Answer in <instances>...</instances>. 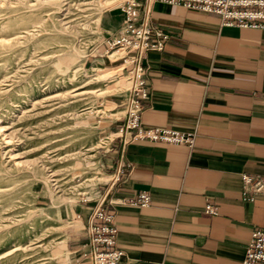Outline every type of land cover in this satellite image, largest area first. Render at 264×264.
<instances>
[{"label": "crops", "instance_id": "obj_1", "mask_svg": "<svg viewBox=\"0 0 264 264\" xmlns=\"http://www.w3.org/2000/svg\"><path fill=\"white\" fill-rule=\"evenodd\" d=\"M123 21L120 9L102 12V48L121 36ZM150 22L169 40L143 59L141 127L194 133L195 140L191 147L149 140L122 147L124 115L109 122L115 137L102 168L109 174L120 160L130 165L106 203L121 264H241L252 232L264 231V197L244 201L241 181L264 174V30L225 27L216 16L159 2ZM142 192L147 207L122 204ZM92 206L56 212L82 226L68 238L73 264L87 252Z\"/></svg>", "mask_w": 264, "mask_h": 264}, {"label": "rangeland", "instance_id": "obj_2", "mask_svg": "<svg viewBox=\"0 0 264 264\" xmlns=\"http://www.w3.org/2000/svg\"><path fill=\"white\" fill-rule=\"evenodd\" d=\"M125 0H0V264H73L75 219L99 195L128 75L99 42ZM121 102V103H120Z\"/></svg>", "mask_w": 264, "mask_h": 264}, {"label": "built area", "instance_id": "obj_3", "mask_svg": "<svg viewBox=\"0 0 264 264\" xmlns=\"http://www.w3.org/2000/svg\"><path fill=\"white\" fill-rule=\"evenodd\" d=\"M157 2L216 16L225 27L264 30V0H125L118 7L124 16L121 36L108 41L105 50L106 54L112 51L120 54L115 61L121 62L128 75L129 88L122 105L124 117L118 136L122 147L135 140L191 147L195 140L194 133L141 127L143 103L148 97L143 59L148 52H161L169 40L167 33L152 27L150 22L152 5ZM128 168L130 165L123 164L120 160L109 173L110 179L103 185L98 197L91 199L93 206L86 224L87 252L83 256V262L79 264H121L123 252L116 248L117 228L114 215L106 210V203L110 202L108 196L122 181ZM241 181L244 201L253 202L259 196L264 197V174H243ZM149 203V195L142 192L122 204L147 207ZM205 212L215 214L211 206H207ZM241 264H264V231L252 232Z\"/></svg>", "mask_w": 264, "mask_h": 264}, {"label": "bare ground", "instance_id": "obj_4", "mask_svg": "<svg viewBox=\"0 0 264 264\" xmlns=\"http://www.w3.org/2000/svg\"><path fill=\"white\" fill-rule=\"evenodd\" d=\"M128 82H129V81H128ZM128 88H129V86H128ZM127 90H128V89H127ZM108 176H109V179H110V175H109V174H108ZM108 181H109V180H108ZM108 181H107V182H108ZM97 197H98V196H97Z\"/></svg>", "mask_w": 264, "mask_h": 264}]
</instances>
